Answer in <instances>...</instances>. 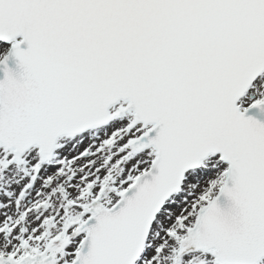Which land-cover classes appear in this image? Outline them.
<instances>
[{
    "label": "snow or ice",
    "instance_id": "snow-or-ice-1",
    "mask_svg": "<svg viewBox=\"0 0 264 264\" xmlns=\"http://www.w3.org/2000/svg\"><path fill=\"white\" fill-rule=\"evenodd\" d=\"M0 264H264V0H0Z\"/></svg>",
    "mask_w": 264,
    "mask_h": 264
}]
</instances>
